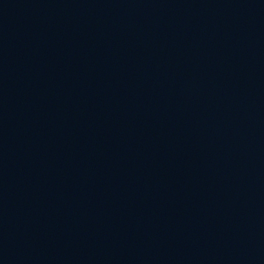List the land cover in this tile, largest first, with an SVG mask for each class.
Here are the masks:
<instances>
[{"label": "water", "instance_id": "obj_1", "mask_svg": "<svg viewBox=\"0 0 264 264\" xmlns=\"http://www.w3.org/2000/svg\"><path fill=\"white\" fill-rule=\"evenodd\" d=\"M0 264H264V0H0Z\"/></svg>", "mask_w": 264, "mask_h": 264}]
</instances>
